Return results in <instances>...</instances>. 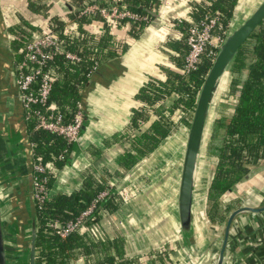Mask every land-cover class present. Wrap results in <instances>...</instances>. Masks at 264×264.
<instances>
[{
  "label": "crops",
  "instance_id": "obj_1",
  "mask_svg": "<svg viewBox=\"0 0 264 264\" xmlns=\"http://www.w3.org/2000/svg\"><path fill=\"white\" fill-rule=\"evenodd\" d=\"M92 1L105 5L112 0ZM201 2L210 1L157 0L151 8V19L135 36L130 34L129 21L104 28L113 40L122 41L125 49L119 55L101 58L96 70L79 89L84 115L78 140L71 144L66 164L61 169L54 168L48 188V197L78 189L86 171L98 182L114 187L121 198L120 204L113 212L101 216L97 231L109 237L121 236L129 256L140 257L166 246L165 259L169 261L165 264H214L222 238L224 222L216 217L208 219L205 212L208 204L201 184L205 175L203 160L201 165L198 161L200 166L194 181L192 236L186 238L179 233L177 193L192 111L186 116L188 125L179 121L183 114L175 111L170 116L168 135L127 170L118 169L115 162L123 141L109 139L123 128L131 108L144 105L134 98L141 84L150 78L163 81L170 73H180L176 60L183 52L185 24L194 19L192 7ZM256 2L237 0L232 16L238 10L251 9ZM78 6L70 0H0V207L4 210L5 222L1 225L4 247L6 243L14 246L19 237L28 245L30 234L26 168L30 145L23 110L16 98L15 52L33 34L55 31L52 18L60 20L67 29L75 23L69 15ZM178 18L182 23H176ZM100 25L94 20L87 27L95 32ZM15 44L21 45L16 51ZM173 99L170 95L161 103L167 106ZM148 114L142 128L154 118L151 111ZM95 149L100 153L94 152ZM251 169L243 181L221 196L219 206L229 204L231 210L239 206H264V159ZM116 170L118 174L107 175ZM18 219L22 220L18 222ZM92 261V256L83 255L68 259L69 264ZM142 261L148 264L147 260ZM153 262L150 264H156ZM221 264H264V211H242L234 216Z\"/></svg>",
  "mask_w": 264,
  "mask_h": 264
},
{
  "label": "trees",
  "instance_id": "obj_2",
  "mask_svg": "<svg viewBox=\"0 0 264 264\" xmlns=\"http://www.w3.org/2000/svg\"><path fill=\"white\" fill-rule=\"evenodd\" d=\"M70 1L78 6L83 0ZM113 1L130 11L146 15L148 22L152 17L151 8L157 3V0ZM209 1L192 7L193 20L218 11L222 23H227L237 0ZM258 2L259 0L254 6ZM69 18L75 19L76 27L73 31L63 28L60 20L52 18L51 21L56 26L55 31L59 38L63 39L65 48L75 52L79 60L70 62L61 54L54 55L52 67L55 79L48 96V102L56 106L65 121L71 117L76 104L80 102L79 89L95 71L90 72L93 62L99 63L103 57L119 55L125 49L123 42L113 40L107 29L102 32H92L87 27L91 23L89 19L75 18L74 13L69 15ZM129 22L132 24L130 32L132 36L137 35L148 23ZM183 46L184 50L182 48L183 52L176 60L178 68L182 66L186 52L185 43ZM18 47L20 48L21 45L15 44L14 51ZM21 57V52H15V62ZM210 63V60L203 55L197 67L188 73H170L163 81L150 78L137 88L134 98L144 105L131 108L123 128L109 139V141H123L122 150L115 156L118 169H129L157 147L168 135L171 126L170 116L175 111L183 114L179 121L188 125L187 117L193 110L196 93ZM170 95L174 96L171 104L162 105L161 101ZM150 111L154 118L146 128H142ZM24 121L27 141L31 144L30 163L36 156H40L42 162L49 161L55 169H61L66 164L71 144L46 130L35 129L32 114ZM204 134L199 164L201 165L204 159L201 156L203 154L210 160L206 166L202 165L205 175L201 178V184L208 204L205 212L208 219L216 217L223 222L232 207L229 204L219 206L221 196L230 192L244 176L250 173L252 167L264 159V19L235 52L218 86L208 113ZM103 142L107 143L108 140ZM94 152L100 153L97 149ZM116 173L118 174L119 170L113 173L107 172V175L111 177ZM53 175L54 173L48 177V188L53 181ZM105 183L98 182L90 172L86 171L78 189L69 193H55L47 197L42 204L35 205L34 264H69L68 259L77 255L86 258L92 256L93 261L89 264H147L142 261V256H129L125 253L121 236L109 237L105 232L97 231V223L101 218L98 211L102 209L105 213H111L120 204L121 198L112 186L97 202L95 210L86 220V231L90 233L78 230L60 239L51 231L49 227L51 221L63 222L76 216L101 189L107 186ZM3 213L4 210L0 207L1 225L5 222ZM166 252L167 249L158 248L145 254L148 264L155 263L153 260L156 264H165V261H169L165 259Z\"/></svg>",
  "mask_w": 264,
  "mask_h": 264
},
{
  "label": "built area",
  "instance_id": "obj_3",
  "mask_svg": "<svg viewBox=\"0 0 264 264\" xmlns=\"http://www.w3.org/2000/svg\"><path fill=\"white\" fill-rule=\"evenodd\" d=\"M74 15L75 18L85 17L90 22L94 20L100 22L99 31L114 27L124 20L148 22L146 15L130 11L113 0L105 5L91 2V0H84L76 7ZM176 21L180 23L182 20L178 18ZM75 27L76 24L72 23L66 30L73 31ZM227 27V23H222L218 11L205 14L198 20H188L184 32L186 52L183 56L180 73L186 74L194 70L203 55L211 62ZM20 50L22 57L14 63L13 68L16 98L22 107L24 119L32 114L35 129L46 130L60 136L70 144L77 142L84 115L81 103L76 104V109L71 117L65 121L56 106L52 102H48V96L55 79L52 67L54 55L61 54L70 62H77L79 56L65 48L63 39H60L54 30L42 31L24 39ZM97 65L98 63L94 61L90 72L96 70ZM29 145L31 150V144ZM40 159V156H36L34 161L31 162L34 205L42 204L48 197V177L54 172L51 162H42ZM110 188L111 186L107 185L101 189L90 203L73 218L63 222L51 221L49 223L51 231L62 239L74 231L85 229L86 220L95 210L97 202L109 192ZM98 212L101 216L105 213L102 209Z\"/></svg>",
  "mask_w": 264,
  "mask_h": 264
},
{
  "label": "water",
  "instance_id": "obj_4",
  "mask_svg": "<svg viewBox=\"0 0 264 264\" xmlns=\"http://www.w3.org/2000/svg\"><path fill=\"white\" fill-rule=\"evenodd\" d=\"M264 19V0L259 2L251 9H243L233 14L226 32L216 54L211 61L196 93L194 107L186 134L184 153L182 158L178 193H177V214L179 222V233L181 236L190 238L192 236V198L194 181L198 167V161L203 144L206 120L212 102L216 95L218 86L223 75L237 51L244 43L254 28ZM27 194L29 206L30 234L27 245L26 264H34V201L32 196V174L31 163L28 159L27 164ZM247 176H244L246 178ZM243 178V180H244ZM241 180V181H243ZM242 211L261 212L264 206L251 207L239 206L231 210L224 221L222 238L217 251L214 264H221L223 251L227 242L228 230L234 216ZM0 264H6L4 255V245L0 223Z\"/></svg>",
  "mask_w": 264,
  "mask_h": 264
},
{
  "label": "rangeland",
  "instance_id": "obj_5",
  "mask_svg": "<svg viewBox=\"0 0 264 264\" xmlns=\"http://www.w3.org/2000/svg\"><path fill=\"white\" fill-rule=\"evenodd\" d=\"M204 157V154H203ZM208 162H210L209 158L204 157L203 159V164L206 166L208 164ZM14 184V183H12ZM19 213V211H18ZM22 215V214H20ZM20 222L22 219H18ZM225 221V220H224ZM223 221V222H224ZM3 236V235H2ZM19 237L17 239V241L14 243V246L12 245H8L6 243V247H4V252L6 255V264H26V255H27V242L23 241L22 238ZM4 241V239H3ZM4 245V244H3ZM167 249L166 246H163L160 249ZM143 260H146V255H141ZM153 257H155V255H153Z\"/></svg>",
  "mask_w": 264,
  "mask_h": 264
}]
</instances>
